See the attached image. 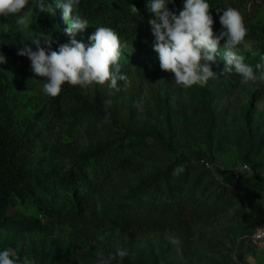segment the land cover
<instances>
[{
  "label": "rangeland",
  "instance_id": "1",
  "mask_svg": "<svg viewBox=\"0 0 264 264\" xmlns=\"http://www.w3.org/2000/svg\"><path fill=\"white\" fill-rule=\"evenodd\" d=\"M81 1L91 10L82 16L89 25L77 31L74 38L87 46L93 42L89 37L96 27L114 29L121 42V74L127 80H118L117 89L108 83L88 87L65 83L68 90L63 92L64 109L76 105L79 98L98 100L103 107L115 110L123 127L145 134L134 147L141 167L115 173L103 191L95 195V210L101 212L127 199L138 183L153 179L174 198L194 196L208 201L214 214L188 226L169 224L150 230H124L103 223L89 209L74 214L67 212L66 206L60 214H51L32 201L24 203L16 198L7 213L37 219L43 228L22 235L1 228L0 242L17 252L19 264L25 260L28 264H43V257L53 253L69 255V264H102L97 253H103L107 260L118 249L127 255L108 264H264V246L251 240L253 231L264 225V79H260L264 74L263 34L255 30L245 37L250 50L242 45L236 49L253 68L257 81L243 84L235 72L220 74L224 67L221 40V55L215 63L209 62L216 75L205 86L185 88L176 84L173 73L159 66L148 23L153 15L146 7L148 0ZM131 5L138 13L131 12ZM227 7L236 8L245 25L264 26V0H218L210 4L213 31L217 34L222 30L219 16ZM217 8L221 9L219 14ZM35 11L32 4L25 14ZM60 15L64 26L58 29L54 50L72 39L65 32L68 24L63 12ZM39 32H44V25L35 14L27 25L0 23V52H18L25 44L35 50L31 38ZM41 45L45 46L43 41ZM144 50L148 51L143 53ZM257 64L261 68L257 69ZM3 69L9 79L7 100L19 104L22 116L43 107L50 97L42 90L46 81L36 76L31 66L22 69L6 59ZM73 127V135L63 132L35 137L29 133L27 168L33 181L52 166L65 168L70 158L119 136L92 115ZM201 159L212 166H203ZM243 164L247 168L241 169ZM178 166L183 171L174 174ZM225 174L233 179L224 180ZM36 186L42 196H51L42 184ZM168 236L178 238L179 245L171 244Z\"/></svg>",
  "mask_w": 264,
  "mask_h": 264
},
{
  "label": "trees",
  "instance_id": "2",
  "mask_svg": "<svg viewBox=\"0 0 264 264\" xmlns=\"http://www.w3.org/2000/svg\"><path fill=\"white\" fill-rule=\"evenodd\" d=\"M217 1L207 0L211 5ZM44 2L53 9V12L38 16L44 25V33L51 35V50H54L53 41L57 38L59 27L64 26L60 15L63 12L61 4L64 0ZM32 4L33 0H29L28 6L19 15H24ZM167 6L169 10L178 14L183 8V0H173ZM77 7L81 16L91 11L81 0ZM16 19V16H0V23L16 22ZM245 26L248 29L246 36L249 37L257 30L264 37V26L257 28L249 24ZM147 51L144 50L143 53ZM0 53L6 59H11L17 67L27 69L31 66L30 60L26 56L18 55V52ZM5 64L6 62L0 63V229H6L13 235H22L43 228L37 219L16 218L7 213V207L16 198L24 203L32 201L51 214H60L61 209L66 206L67 212L71 211L74 214H82L89 209L95 212L94 215L103 223L124 230H150L169 224L188 226L214 214L215 210L208 201L194 196L174 198L161 189L153 179L138 183L128 192L127 199L115 202L103 211L97 212L95 195L103 191L115 173L136 171L141 167L142 161L135 155L134 147L143 140L145 134L123 127L117 119L115 110L103 107L98 100L79 98L76 105L64 109L63 92L68 90L64 85L59 95L50 96L43 103V107L33 114L22 116L19 104L15 101L9 103L7 100L9 79L3 69ZM87 115L94 116L119 136L70 158L65 168L52 166L33 181L27 168L29 159L26 151L29 147L28 141L31 139L29 133L35 137L45 134L50 137L63 132L73 135V126L81 124ZM106 117L108 122H105ZM231 179L233 176L224 175V180ZM39 183L44 186L45 192L51 195L49 198L38 193L36 184ZM0 247L2 251L8 249L4 242H0ZM43 260V264H69L70 256L53 253L43 257Z\"/></svg>",
  "mask_w": 264,
  "mask_h": 264
},
{
  "label": "clouds",
  "instance_id": "3",
  "mask_svg": "<svg viewBox=\"0 0 264 264\" xmlns=\"http://www.w3.org/2000/svg\"><path fill=\"white\" fill-rule=\"evenodd\" d=\"M173 0H148L147 9L153 14L148 23L154 37L153 50L158 53L161 70L174 74L177 85L188 88L193 85L205 86L214 73L209 62L215 63L220 53V41L223 44L224 67L220 74L235 72L241 77V83L257 81L258 77L253 68L244 62V57L237 53L238 46L250 50V43L245 37L248 29L242 14L233 7L222 10L219 21L222 30L217 34L213 31V17L207 0H183V8L177 14L169 10L168 3ZM29 0H0V16H16L18 25L29 24L31 15L52 13L53 9L44 0H33L35 12L19 15L28 6ZM80 0H64L61 4L63 18L68 27L67 35L72 37L69 43L59 46L58 50H51V35L39 32L31 38L35 50L30 45L18 50V55L26 56L31 62L33 73L46 82L42 86L43 93L56 97L67 83L72 86L88 87L95 84L117 89V81H126L121 74V42L116 31L110 27H96L95 33L89 37L93 41L90 45L77 41L74 37L77 31H83L89 22L78 12ZM135 5H131V12L138 13ZM217 13L221 12L217 8ZM43 41V45H41ZM6 62L0 53V63ZM256 68H261L257 64ZM264 79V74L260 77ZM105 122H108L107 117ZM183 171L182 166L174 169V174ZM173 245L180 241L174 236L167 237ZM179 251V248H177ZM102 264L119 257L121 260L127 255L125 250L118 249L115 254H109L104 260L103 253H97ZM0 264H19L17 252L8 248L0 251ZM24 264H28L25 260Z\"/></svg>",
  "mask_w": 264,
  "mask_h": 264
},
{
  "label": "built area",
  "instance_id": "4",
  "mask_svg": "<svg viewBox=\"0 0 264 264\" xmlns=\"http://www.w3.org/2000/svg\"><path fill=\"white\" fill-rule=\"evenodd\" d=\"M199 161L203 166H205L207 168L212 166V163H210L208 160L201 159ZM245 168H247V164H243L241 167V169H245ZM235 175L238 176V172H235ZM251 240H252L253 244H255L259 247L264 246V225L257 227L253 231V233L251 235ZM240 264H246V263H240Z\"/></svg>",
  "mask_w": 264,
  "mask_h": 264
}]
</instances>
